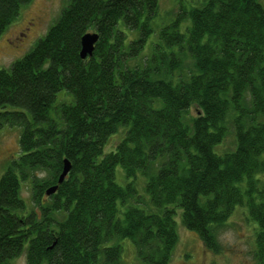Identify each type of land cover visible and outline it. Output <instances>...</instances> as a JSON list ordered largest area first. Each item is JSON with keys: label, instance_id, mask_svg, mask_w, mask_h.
Wrapping results in <instances>:
<instances>
[{"label": "trees", "instance_id": "1", "mask_svg": "<svg viewBox=\"0 0 264 264\" xmlns=\"http://www.w3.org/2000/svg\"><path fill=\"white\" fill-rule=\"evenodd\" d=\"M30 2L0 0V35ZM158 11V0H66L0 69V130L20 131L0 177V264L22 253L26 264H121L126 242L135 264H166L177 220L216 252L237 207L264 264V7L206 0L157 30ZM88 33L98 40L83 60Z\"/></svg>", "mask_w": 264, "mask_h": 264}, {"label": "rangeland", "instance_id": "2", "mask_svg": "<svg viewBox=\"0 0 264 264\" xmlns=\"http://www.w3.org/2000/svg\"><path fill=\"white\" fill-rule=\"evenodd\" d=\"M206 0H158V16L154 20L155 28L165 27L184 7L189 10L199 7ZM264 7V0H260ZM66 0H31L22 7L19 16L0 35V69H8L11 64L28 52L33 44L41 38L49 27L57 20ZM152 42L156 41L153 36ZM147 49L145 54H149ZM19 129L3 127L0 130V177L7 166L18 154ZM123 137V131L108 138L104 153L114 150ZM232 139L227 136L222 145V150L230 148ZM119 173V174H118ZM116 181L122 184V177L126 180L120 167L116 169ZM139 188L144 195V185ZM141 187V186H140ZM25 202L27 210L31 207L28 188L22 187L19 194ZM178 241L166 264H257L254 256L255 226L246 216L243 208L237 207L221 227L217 237V251L206 249L196 233L185 229L180 220L176 221ZM131 243L123 244L121 264H135L136 257ZM22 253L10 264H26Z\"/></svg>", "mask_w": 264, "mask_h": 264}, {"label": "water", "instance_id": "3", "mask_svg": "<svg viewBox=\"0 0 264 264\" xmlns=\"http://www.w3.org/2000/svg\"><path fill=\"white\" fill-rule=\"evenodd\" d=\"M97 40H98V36L95 33L85 34L81 38V41H80V45H81L80 58L81 59L84 60L87 57H91ZM69 169H70V165H69L68 161H64L63 162V169H62V172L58 178L57 185H59L63 181V179L67 175ZM56 189H57L56 186L50 187L49 189H47L44 192L45 196L53 195L56 192Z\"/></svg>", "mask_w": 264, "mask_h": 264}]
</instances>
